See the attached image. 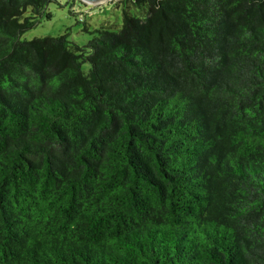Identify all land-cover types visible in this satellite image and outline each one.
Wrapping results in <instances>:
<instances>
[{
  "label": "trees",
  "instance_id": "obj_1",
  "mask_svg": "<svg viewBox=\"0 0 264 264\" xmlns=\"http://www.w3.org/2000/svg\"><path fill=\"white\" fill-rule=\"evenodd\" d=\"M57 1L0 0V264H264V0Z\"/></svg>",
  "mask_w": 264,
  "mask_h": 264
},
{
  "label": "rangeland",
  "instance_id": "obj_2",
  "mask_svg": "<svg viewBox=\"0 0 264 264\" xmlns=\"http://www.w3.org/2000/svg\"><path fill=\"white\" fill-rule=\"evenodd\" d=\"M121 4L122 1H111L100 7H93L80 0H58L47 7L51 19L47 20L45 16L40 18L32 29L22 35L21 41L59 37L68 33L70 41L84 46L96 36V29L107 28L113 31L121 29L123 19ZM127 10L132 16L138 18L145 16L144 9L130 7ZM30 15L28 10L26 16ZM82 69L84 73H88L90 65L84 64Z\"/></svg>",
  "mask_w": 264,
  "mask_h": 264
},
{
  "label": "water",
  "instance_id": "obj_3",
  "mask_svg": "<svg viewBox=\"0 0 264 264\" xmlns=\"http://www.w3.org/2000/svg\"><path fill=\"white\" fill-rule=\"evenodd\" d=\"M81 2L85 4H89L93 7H100L106 2H111V1H119V0H80Z\"/></svg>",
  "mask_w": 264,
  "mask_h": 264
}]
</instances>
